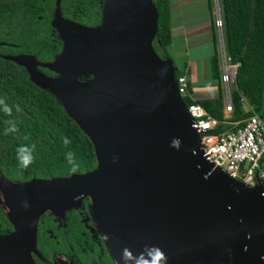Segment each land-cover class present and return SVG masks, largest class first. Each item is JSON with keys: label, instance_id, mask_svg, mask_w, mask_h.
I'll use <instances>...</instances> for the list:
<instances>
[{"label": "water", "instance_id": "1", "mask_svg": "<svg viewBox=\"0 0 264 264\" xmlns=\"http://www.w3.org/2000/svg\"><path fill=\"white\" fill-rule=\"evenodd\" d=\"M8 1L23 0H0ZM58 3L49 23L63 46L55 58L2 59L56 99L91 143L96 167L24 183L0 177L6 197L0 209L12 228L0 238V264H35L37 221L45 213L62 218L83 198L114 264H123L125 247L139 255L145 245L162 249L167 264H262L264 187L234 182L202 156L173 64L152 50L151 0H105L96 28L63 19Z\"/></svg>", "mask_w": 264, "mask_h": 264}, {"label": "trees", "instance_id": "2", "mask_svg": "<svg viewBox=\"0 0 264 264\" xmlns=\"http://www.w3.org/2000/svg\"><path fill=\"white\" fill-rule=\"evenodd\" d=\"M105 0H59L60 16L86 28H96L101 20ZM221 12L225 54L237 64L234 87L229 92L232 107L229 122L238 123L253 114L264 115V0H218ZM157 15L156 33L151 46L160 60H171L166 48L170 44L168 0H151ZM55 0L0 2V98L13 106L11 116L0 111V176L6 184L24 183L31 179L48 180L73 175L65 154L72 151L79 163L76 174L95 169L92 146L88 138L64 114L56 99L28 81L23 68L2 56L28 55L40 63H49L59 54L61 41L49 23ZM175 79L181 75L173 65ZM46 75L51 73L41 69ZM209 74L216 82L217 97L192 102L188 94L182 104L199 105L209 117L223 121L218 59L209 60ZM91 77L82 78L88 81ZM250 112L242 110V104ZM15 105L22 111L17 112ZM226 115H228L226 113ZM226 117V116H225ZM228 117V116H227ZM7 120H15L19 131L5 135ZM71 143L65 146L62 138ZM35 144V162L27 169L20 167L16 148ZM12 229L0 210V238ZM51 242V241H50Z\"/></svg>", "mask_w": 264, "mask_h": 264}, {"label": "built area", "instance_id": "3", "mask_svg": "<svg viewBox=\"0 0 264 264\" xmlns=\"http://www.w3.org/2000/svg\"><path fill=\"white\" fill-rule=\"evenodd\" d=\"M218 12V0H213ZM214 27L222 29V21L216 15ZM237 64L230 63L225 53L218 57L219 84L223 96V121H217L197 104L185 107L191 120L190 128L199 137L202 156L207 163L220 170L228 179L246 187H264V115L253 114L242 122H229L232 107L229 99V86L234 85ZM177 93L186 95L187 81L181 75L175 79ZM229 126L227 130L223 126ZM264 264V254L261 257Z\"/></svg>", "mask_w": 264, "mask_h": 264}, {"label": "crops", "instance_id": "4", "mask_svg": "<svg viewBox=\"0 0 264 264\" xmlns=\"http://www.w3.org/2000/svg\"><path fill=\"white\" fill-rule=\"evenodd\" d=\"M168 11L170 44L166 50L174 67L186 78L189 99L192 102L214 100L217 88L210 78L209 60L213 54L218 59L225 53V47L223 29L214 27L212 0H168ZM204 87H213L214 91L196 93Z\"/></svg>", "mask_w": 264, "mask_h": 264}, {"label": "flooded vegetation", "instance_id": "5", "mask_svg": "<svg viewBox=\"0 0 264 264\" xmlns=\"http://www.w3.org/2000/svg\"><path fill=\"white\" fill-rule=\"evenodd\" d=\"M39 71L43 73L41 69ZM51 74L45 75L55 77ZM88 206L89 200L83 198L76 208L66 211L62 218L49 213L42 215L36 223V254L32 255L35 264H114L93 224Z\"/></svg>", "mask_w": 264, "mask_h": 264}, {"label": "clouds", "instance_id": "6", "mask_svg": "<svg viewBox=\"0 0 264 264\" xmlns=\"http://www.w3.org/2000/svg\"><path fill=\"white\" fill-rule=\"evenodd\" d=\"M14 107L17 112L22 111L19 105H15ZM12 110L13 106L9 105L6 99L0 98V111L5 115L11 116ZM5 124L8 125V127L5 128V135L17 133L19 131L15 120H7L5 121ZM62 141L65 146H68L71 143L67 137H63ZM179 145V139H174L172 141L171 146L178 149ZM35 147V144H21L16 148V159L18 160L20 167L27 169L35 162ZM65 159L71 166V172L76 174L79 171V163L77 162L75 153L68 151L65 154ZM4 205H6V197L4 196L3 191L0 190V206ZM21 206L27 210L30 207V204L27 200H24L22 201ZM6 210L10 211V209ZM103 238L105 240L109 239L107 235H104ZM121 260L123 261V264H167L168 258L166 253L159 247L145 245L143 251L140 252L139 255H134L129 248L125 247L122 251Z\"/></svg>", "mask_w": 264, "mask_h": 264}, {"label": "rangeland", "instance_id": "7", "mask_svg": "<svg viewBox=\"0 0 264 264\" xmlns=\"http://www.w3.org/2000/svg\"><path fill=\"white\" fill-rule=\"evenodd\" d=\"M213 1V0H212ZM212 15H213V17L215 18L216 17V15L219 13V12H217L216 10H215V8H214V6H213V2H212ZM219 11V10H218ZM219 57V56H218ZM215 84H217L216 82H215ZM220 87V86H219ZM233 87L234 86H229V92L231 91V90H233ZM210 90H212V91H214V88L213 87H204V88H202V89H199V90H196V93H201V91H202V94L203 93H205V92H208V91H210ZM213 94H216L215 92H212ZM220 93H221V89H220ZM221 98L223 99V96H222V93H221ZM244 106L242 107V110L244 111V112H250V109H249V107L246 105V104H243ZM223 116H228V115H226V113H224V115ZM230 127L229 126H223L222 127V129H224V130H227V129H229Z\"/></svg>", "mask_w": 264, "mask_h": 264}, {"label": "bare ground", "instance_id": "8", "mask_svg": "<svg viewBox=\"0 0 264 264\" xmlns=\"http://www.w3.org/2000/svg\"><path fill=\"white\" fill-rule=\"evenodd\" d=\"M236 197H237V195H236ZM237 198H238V197H237ZM242 206H243V208L245 209V211L249 214V216L252 217V212L250 211L248 205H247L245 202H242ZM263 254H264V252H263ZM263 254H262V256H263Z\"/></svg>", "mask_w": 264, "mask_h": 264}]
</instances>
